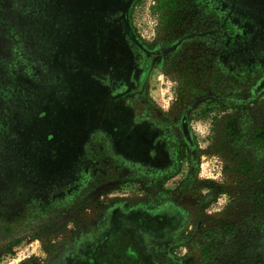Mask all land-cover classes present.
Instances as JSON below:
<instances>
[{
    "label": "rangeland",
    "instance_id": "1",
    "mask_svg": "<svg viewBox=\"0 0 264 264\" xmlns=\"http://www.w3.org/2000/svg\"><path fill=\"white\" fill-rule=\"evenodd\" d=\"M100 243L264 264V0H0V264Z\"/></svg>",
    "mask_w": 264,
    "mask_h": 264
},
{
    "label": "crops",
    "instance_id": "2",
    "mask_svg": "<svg viewBox=\"0 0 264 264\" xmlns=\"http://www.w3.org/2000/svg\"><path fill=\"white\" fill-rule=\"evenodd\" d=\"M121 248H123V247H121ZM111 253H112V250H108V251L104 252L102 247H101V243L96 246L95 250H92V248L90 246H88L82 250V255L85 258L82 260V262L87 264L91 261H94L95 259L98 260L101 257L106 258V257L110 256ZM122 254H125V252L122 251Z\"/></svg>",
    "mask_w": 264,
    "mask_h": 264
},
{
    "label": "flooded vegetation",
    "instance_id": "3",
    "mask_svg": "<svg viewBox=\"0 0 264 264\" xmlns=\"http://www.w3.org/2000/svg\"><path fill=\"white\" fill-rule=\"evenodd\" d=\"M147 127H149L150 128V131H151V129H153L152 128V126H147ZM136 128H138V127H134V129H133V127H130V130H135ZM139 128H141V127H139ZM136 132L134 131L133 132V134H135ZM147 144H146V146H147V148H148V146H150V147H152V143H149L148 141L146 142ZM146 146H144V147H146ZM143 147V148H144ZM154 148H157V146H154ZM160 149V148H159ZM159 149H158V151H159ZM146 150V149H145ZM157 150V149H156ZM146 151H148V149L146 150Z\"/></svg>",
    "mask_w": 264,
    "mask_h": 264
}]
</instances>
